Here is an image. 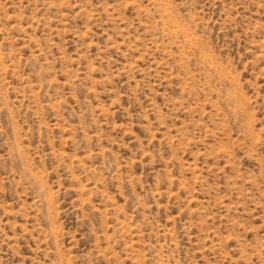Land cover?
<instances>
[{
	"label": "rangeland",
	"instance_id": "obj_1",
	"mask_svg": "<svg viewBox=\"0 0 264 264\" xmlns=\"http://www.w3.org/2000/svg\"><path fill=\"white\" fill-rule=\"evenodd\" d=\"M0 264H264V0H0Z\"/></svg>",
	"mask_w": 264,
	"mask_h": 264
}]
</instances>
